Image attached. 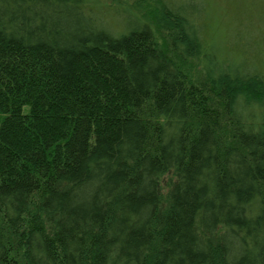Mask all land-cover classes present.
Listing matches in <instances>:
<instances>
[{"label": "trees", "instance_id": "obj_1", "mask_svg": "<svg viewBox=\"0 0 264 264\" xmlns=\"http://www.w3.org/2000/svg\"><path fill=\"white\" fill-rule=\"evenodd\" d=\"M0 264H264V0H0Z\"/></svg>", "mask_w": 264, "mask_h": 264}, {"label": "rangeland", "instance_id": "obj_2", "mask_svg": "<svg viewBox=\"0 0 264 264\" xmlns=\"http://www.w3.org/2000/svg\"><path fill=\"white\" fill-rule=\"evenodd\" d=\"M217 33V32H216ZM216 38H215V36L213 35L212 37H211V39H210V42L211 43H213V45L216 43ZM260 50H262V47H261V49ZM232 55H233V57H237V55L235 56L233 53H232ZM240 55V54H239ZM238 58V57H237ZM191 69H193V67L191 68H187V69H184V70H186V72H187V74H188V71H190Z\"/></svg>", "mask_w": 264, "mask_h": 264}]
</instances>
